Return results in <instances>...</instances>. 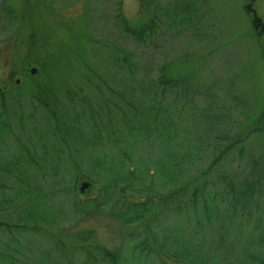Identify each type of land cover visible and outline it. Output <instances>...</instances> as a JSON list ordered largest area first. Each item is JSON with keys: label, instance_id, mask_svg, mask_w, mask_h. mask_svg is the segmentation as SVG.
Wrapping results in <instances>:
<instances>
[{"label": "rangeland", "instance_id": "374dc122", "mask_svg": "<svg viewBox=\"0 0 264 264\" xmlns=\"http://www.w3.org/2000/svg\"><path fill=\"white\" fill-rule=\"evenodd\" d=\"M251 1L0 0V264H264V176L224 194L264 165Z\"/></svg>", "mask_w": 264, "mask_h": 264}, {"label": "trees", "instance_id": "16d2710c", "mask_svg": "<svg viewBox=\"0 0 264 264\" xmlns=\"http://www.w3.org/2000/svg\"><path fill=\"white\" fill-rule=\"evenodd\" d=\"M246 6L249 8L250 5H246ZM252 23H253L254 26L260 25L259 26L260 29L264 30V29H262V28H264V22H262L260 18L254 16L253 19H252ZM125 27L127 28V30H130L129 32L135 34L136 37H139L138 36L139 33L135 32L134 29L130 28L129 26H125ZM146 32H148V30H146ZM45 64L46 63H43L42 65L44 66ZM40 90L41 91H46L45 92L46 93L45 97L49 96L46 88L45 89H40ZM49 103H51V102L48 101V100L45 101V104H46L47 107L50 105ZM207 119H209V117ZM234 145L235 144H233V143H229V144H227L225 146L220 147L218 149V153L214 155V157L211 159V161L208 163V165L203 169V171L200 174V177H205L218 164L219 161H222V159L225 156H227L228 152H230L232 150ZM239 152L242 153L243 150L240 149ZM248 163L251 166V172L248 174V176H246L240 182L234 183L233 181H231V183L228 182L225 185L224 194H227L230 197V202L228 203V207L230 208L232 213H234L238 207L241 208L243 212L246 211L247 205H248L249 200L251 198L252 191H253V188H254L256 182L259 181L264 176L263 172H262L264 165L261 168H259L257 166L258 159L256 160L255 157L251 156V157L248 158ZM263 164H264V161H263ZM253 173L255 174V176L257 178H254V179L252 178ZM82 186L83 185L80 186L79 190H81ZM185 191H186V188L183 187V188H181V189H179L177 191H174V192H171V193H167L163 197L162 196L159 197L158 198V202H157V206L155 204H152L151 202L148 203V200L147 201H143L142 202V208L140 209V211H144L145 209H148V207H146L147 205H149L150 208H152V209L155 208L156 211L158 210V208H162L163 209L167 205H169L170 203H172L174 201H177L178 198H179V195L181 193L185 192ZM199 195H200V191H196V190L192 191L191 200H192V202L194 204L199 199ZM105 197H106V195L104 196L103 200H105ZM201 199L203 200V204L206 205L207 201L205 200V198H201ZM134 203H135V205H138V203H136V202H134ZM128 217H130V216H128ZM99 249L102 251V253L106 257V259L111 261L113 264L117 263L115 261L116 260L115 255L111 251H109V250H107L106 248H103V247H99ZM86 254H88V252H86Z\"/></svg>", "mask_w": 264, "mask_h": 264}, {"label": "water", "instance_id": "95a60500", "mask_svg": "<svg viewBox=\"0 0 264 264\" xmlns=\"http://www.w3.org/2000/svg\"><path fill=\"white\" fill-rule=\"evenodd\" d=\"M35 71H36L35 68H31V69H30V73H34ZM85 191H87V187H85V186L83 185L82 188H81V192H85Z\"/></svg>", "mask_w": 264, "mask_h": 264}, {"label": "flooded vegetation", "instance_id": "af4514ba", "mask_svg": "<svg viewBox=\"0 0 264 264\" xmlns=\"http://www.w3.org/2000/svg\"><path fill=\"white\" fill-rule=\"evenodd\" d=\"M3 82H4V81H3ZM5 85H6V84L2 85L3 87H2V86L0 87V92L4 90Z\"/></svg>", "mask_w": 264, "mask_h": 264}]
</instances>
